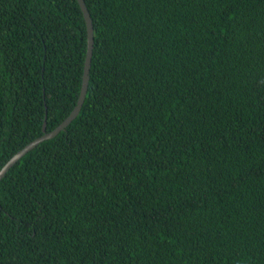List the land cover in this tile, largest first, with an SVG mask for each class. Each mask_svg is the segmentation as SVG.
I'll list each match as a JSON object with an SVG mask.
<instances>
[{"label":"trees","instance_id":"obj_1","mask_svg":"<svg viewBox=\"0 0 264 264\" xmlns=\"http://www.w3.org/2000/svg\"><path fill=\"white\" fill-rule=\"evenodd\" d=\"M77 118L0 181V264H264V0H84ZM77 0H0V170L81 91Z\"/></svg>","mask_w":264,"mask_h":264},{"label":"water","instance_id":"obj_2","mask_svg":"<svg viewBox=\"0 0 264 264\" xmlns=\"http://www.w3.org/2000/svg\"><path fill=\"white\" fill-rule=\"evenodd\" d=\"M77 2L82 11L83 18L85 20L86 28H87V50H86V57H85V63H84L81 91H80V95L78 97L77 103L75 107L73 108V110L71 111V113L68 115V117L65 120H63V122L59 124V126L55 128L54 130H52L51 132H47L46 123H44L42 136L34 139L29 144L24 146L21 150H19L17 153H15L9 159V161L1 168L0 181L5 177L8 171L27 153L32 151L42 142L53 139L61 131H64L77 118V116L79 115L81 111V108L84 104V101L87 95L89 79H90V68H91V61H92L93 49H94V29H93L92 19L87 9V6L85 4V1L77 0Z\"/></svg>","mask_w":264,"mask_h":264}]
</instances>
